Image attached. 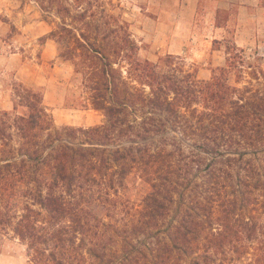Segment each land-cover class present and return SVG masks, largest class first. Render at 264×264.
<instances>
[{"label":"trees","instance_id":"16d2710c","mask_svg":"<svg viewBox=\"0 0 264 264\" xmlns=\"http://www.w3.org/2000/svg\"><path fill=\"white\" fill-rule=\"evenodd\" d=\"M47 2L41 7L54 9ZM56 6L59 36L77 32L78 44L63 56L83 79L81 102L107 121L61 131L43 94L15 82L13 110H0V243L18 239L28 264H227L244 256L264 264V87L230 79L259 80L263 71L239 47L209 79L173 55L161 70L138 58L136 41L113 15L105 12L95 33L86 17L85 32L67 23L63 2ZM108 146L116 149L108 154ZM133 171L144 196L112 197L130 191ZM100 203L116 210L99 214ZM206 203L209 219L220 213L216 233L189 213ZM171 204L187 208L179 225L166 220ZM199 233L207 235L204 253L175 260V251L196 253Z\"/></svg>","mask_w":264,"mask_h":264},{"label":"rangeland","instance_id":"374dc122","mask_svg":"<svg viewBox=\"0 0 264 264\" xmlns=\"http://www.w3.org/2000/svg\"><path fill=\"white\" fill-rule=\"evenodd\" d=\"M49 2L0 0V110H13L14 85L18 81L43 94L44 105L61 131L64 127L89 128L107 121L105 113L95 109L91 102H81L87 95L83 79L75 71L74 60L63 56L68 46L74 47L78 43L74 39L77 32L71 36H59L63 25L56 5L62 2L68 8L67 23L71 28L75 26L85 32L88 31L86 17L89 21L94 19L91 31L95 33L103 14L113 15L136 41L138 58L160 64L161 70L167 69L165 59L173 55L180 57L177 60L184 69L195 72L199 79H209L213 69L225 66L228 51L234 52L239 47L244 50L252 68L256 67L263 74L258 80L247 73L239 79L232 73L231 82L242 87L252 81L254 87H264V0H226L223 4L204 2L196 13L191 10L185 13L180 9L182 0H163L162 5L159 0H54V9L41 7V3L46 6ZM171 13L173 23L167 25L160 26L150 19L160 14L167 18ZM252 68H248L249 71ZM125 145L130 146L129 143ZM86 147L91 148L90 145ZM106 148L108 154L116 149L114 146ZM250 158L255 159V156L248 155L245 160ZM255 163L258 164L256 159ZM136 177L134 171L128 177L131 180L129 192H112V197L123 194L124 199L132 202L140 200L146 184ZM196 180L202 183L199 178ZM104 205L100 203L97 213L111 215L116 210L114 206ZM143 206L136 208L142 209ZM86 207L92 209L89 202ZM185 209L184 205L171 204L165 211L166 220L179 225ZM189 213L215 233L220 227L217 220L220 213L209 219L208 205L196 213L189 209ZM205 236L203 233L194 235L198 247L196 253L189 250L186 255L175 251L173 258L191 262L198 253L202 255L208 243ZM247 262L244 256L227 264ZM0 264H28L26 247L18 239H5L0 243Z\"/></svg>","mask_w":264,"mask_h":264},{"label":"crops","instance_id":"0c3cea01","mask_svg":"<svg viewBox=\"0 0 264 264\" xmlns=\"http://www.w3.org/2000/svg\"><path fill=\"white\" fill-rule=\"evenodd\" d=\"M160 1V5H162V1L163 0H159ZM183 3L181 4V8L180 9H184L185 13L188 10H191V12L196 13L197 9H199V7H201L202 5H204V2H215V3H221L223 4L226 0H182ZM172 15L173 13L169 14L167 18H165V16H163L162 14H160L158 17L156 18H150L152 21H154L155 23L159 24L160 26L162 25H167L169 23H173V19H172Z\"/></svg>","mask_w":264,"mask_h":264}]
</instances>
